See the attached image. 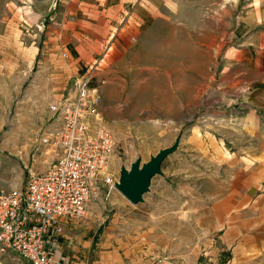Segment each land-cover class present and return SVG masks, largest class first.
Listing matches in <instances>:
<instances>
[{
    "label": "rangeland",
    "instance_id": "1",
    "mask_svg": "<svg viewBox=\"0 0 264 264\" xmlns=\"http://www.w3.org/2000/svg\"><path fill=\"white\" fill-rule=\"evenodd\" d=\"M174 1L177 24L189 33L188 61L195 64L200 55L196 43L201 34L209 45L203 52L205 61L210 63L204 83L197 84L194 75L188 77L186 86L193 93L188 108L181 110L171 100L158 99L160 87L176 84L179 75V68L172 64V48L159 46L145 53L149 56L145 65L151 68L141 65L139 76L146 78L147 84L141 82L136 97L128 103L127 93H122L121 112L109 119L101 108V86L105 84L98 74L101 59L93 62L98 65L99 107L93 124L109 128L116 138L112 162L116 174L121 175V167L129 169L137 159L148 162L177 139L179 148L165 158L163 173L153 177L143 202L132 203L116 184L114 188L106 186L89 202L88 213L80 221L87 219L92 205H98L104 209L105 223L113 232L118 228L145 230L148 224L158 225L153 236L155 254L150 258L153 263L175 261L169 252L174 245L179 251L197 249L202 257L211 255L207 254L212 250L210 246L220 248L227 230L236 242L232 249L221 250L230 260L226 264H264V210L258 220L260 214L244 204L250 197L227 195L244 181L220 171L228 167L223 161L229 160L232 148L227 144L229 104L227 99L218 98V91H222L219 79L233 55L231 50L239 42L235 31L251 0ZM54 6L52 0H0V188L12 189L5 186H13L21 174L25 182L31 173L47 168L51 155L45 153L40 138L51 125L50 105L63 97L74 78L84 72L70 75L68 53L60 50L59 37L52 32ZM212 44L219 51L218 56L215 52L213 68ZM257 182L253 180L254 185ZM213 192H218L217 196H212ZM256 194L254 187L252 203H258L253 202ZM240 205L242 211H228ZM261 223V234L248 229ZM243 226L247 228L240 232ZM0 264L30 262L9 252L0 253Z\"/></svg>",
    "mask_w": 264,
    "mask_h": 264
},
{
    "label": "crops",
    "instance_id": "2",
    "mask_svg": "<svg viewBox=\"0 0 264 264\" xmlns=\"http://www.w3.org/2000/svg\"><path fill=\"white\" fill-rule=\"evenodd\" d=\"M174 3V0H52L57 8L52 17V32L59 37L60 50L68 53L70 75L87 71L93 62L101 59L98 74L105 79L101 86V108L108 119L121 112L122 93H127L128 103L136 97L141 82L147 84V79L139 76L141 65L149 58L145 53L159 46L172 48L175 56L172 64L179 68L180 81L171 82L170 87L162 85L158 99L171 100L173 106L186 110L193 99L186 86L189 75L196 77L197 84L204 83L210 63L205 61L203 52L209 45L201 34L196 43L199 59L195 64L188 61L189 33L177 24ZM235 36L239 42L231 50L233 55H229V63L219 79L222 91L217 93L219 99H227L229 104L230 143L227 144L232 148L229 160L223 161L228 167L220 171L244 181L227 195L250 197L244 203L246 208L260 214L264 210V0L250 1ZM215 52L218 56L219 51L212 44V68ZM144 67L151 68L149 64ZM220 143L223 146L225 142ZM19 177L13 186L5 188L21 187L23 174ZM254 179L259 183L254 185ZM254 187L258 196L253 202L258 203H252ZM241 206L228 211H242ZM104 214V209L92 205L84 221L63 219L64 232L51 243L57 264H226L230 260L222 251L232 249L236 242L226 230L222 246H210L212 250L207 254L211 255L202 257L197 249L179 251L174 245L169 252L175 261L153 263L150 259L155 254L153 236L159 226L148 224L145 230L133 227L113 232L106 225ZM257 219H262L261 214ZM262 225H250L248 229L260 233L258 229L262 230L259 227ZM246 228L243 226L240 232ZM235 248L233 260L236 261Z\"/></svg>",
    "mask_w": 264,
    "mask_h": 264
},
{
    "label": "built area",
    "instance_id": "3",
    "mask_svg": "<svg viewBox=\"0 0 264 264\" xmlns=\"http://www.w3.org/2000/svg\"><path fill=\"white\" fill-rule=\"evenodd\" d=\"M97 70L94 64L76 76L51 103V125L40 138L51 155L47 168L31 173L21 187L0 188V253H16L30 264H57L51 243L63 233V219H85L102 188L115 187L116 138L93 124L99 115Z\"/></svg>",
    "mask_w": 264,
    "mask_h": 264
},
{
    "label": "water",
    "instance_id": "4",
    "mask_svg": "<svg viewBox=\"0 0 264 264\" xmlns=\"http://www.w3.org/2000/svg\"><path fill=\"white\" fill-rule=\"evenodd\" d=\"M179 139L172 146L161 148L151 156L148 162L142 163L137 159L128 169L121 167V175L116 187L134 204L145 200L144 195L150 190L152 179L157 174H162V163L170 154L179 148Z\"/></svg>",
    "mask_w": 264,
    "mask_h": 264
}]
</instances>
